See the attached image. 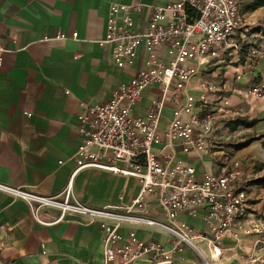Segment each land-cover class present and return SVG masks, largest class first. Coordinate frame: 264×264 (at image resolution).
Here are the masks:
<instances>
[{"label": "crops", "instance_id": "1", "mask_svg": "<svg viewBox=\"0 0 264 264\" xmlns=\"http://www.w3.org/2000/svg\"><path fill=\"white\" fill-rule=\"evenodd\" d=\"M136 1L0 0V37L7 48L0 71L1 185L36 197H57L61 202L73 179V193L82 204L118 212H124L137 196L136 179L95 168L75 174L73 159L80 145L77 127L83 107L109 102L117 87L130 81L143 67L144 51H140L132 67L119 69L112 59V47L99 46L106 37L110 6ZM168 1L159 0L157 4ZM249 2L241 10L244 19V8ZM60 35L66 38H59ZM227 59V65L200 66L188 86L197 101L202 81L218 87L209 97V109L219 110L223 102L220 100H229L227 107L222 106L224 114L217 113L205 152L187 153L179 141L163 149L164 155L194 167L199 175L221 176L237 169L245 174L264 163V149L259 155L255 152L262 148V141L239 150V140L233 138L239 128L233 131L227 126L240 117L258 120L255 126L240 129L257 136L264 133V98L248 95L252 86L264 80V56L251 67L248 60L240 62V56ZM159 100V86L145 89L133 116L145 117ZM173 106L170 99L164 102L161 132L172 119ZM255 173L254 179L245 180L252 206L249 222L254 217L255 229H262L254 236L243 233L237 241L224 243L225 256L231 264H239V256L247 257V253L264 258V200L257 203L259 194H264V185L258 182L264 172ZM60 216L56 208H41L38 218L53 223L42 225L21 197L0 191V264H103L102 222L73 213L58 221ZM150 216L163 219L156 208ZM179 222L207 230L202 210L181 215ZM130 230L141 239L170 244L168 235L161 231L130 225L121 228L123 234ZM137 264H149L148 258L143 257ZM173 264L203 263L192 251L184 249Z\"/></svg>", "mask_w": 264, "mask_h": 264}, {"label": "built area", "instance_id": "2", "mask_svg": "<svg viewBox=\"0 0 264 264\" xmlns=\"http://www.w3.org/2000/svg\"><path fill=\"white\" fill-rule=\"evenodd\" d=\"M151 1L110 6L106 37L99 46L112 47V59L119 69L132 67L140 51L146 57L143 67L117 87L109 102L83 107L77 127L80 145L73 157L75 174L95 168L136 179L137 196L124 212H118L82 204L73 193V179L61 202L57 197H36L1 184L0 191L21 197L42 225L53 224L38 218L40 209L47 207L60 210L58 221L70 213L100 220L103 264H137L143 257L149 264H173L184 249L204 264H221L227 240L237 241L242 233H260L255 227L247 229L252 206L245 182L238 183L240 173L236 170L221 176L199 175L194 167L164 155L163 149L177 141L187 153L207 149L217 113L224 114L222 106L227 107L229 100L221 99L219 110L209 109V97L218 87L202 81L198 103L188 86L200 66L227 65V57H239L246 42L257 44L241 14L243 5L251 0H170L164 5ZM258 47L253 54L260 60L264 50ZM6 52L0 37V71ZM254 63L248 60L250 67ZM152 86L160 87L161 102L145 117L135 118L133 112L143 91ZM248 95L264 98V80L252 86ZM169 99L174 101L173 116L161 132V114ZM154 208L163 219L151 218ZM199 210L204 211L206 232L179 222L181 215H194ZM124 225L161 231L168 235L170 244L141 239L134 230L123 234Z\"/></svg>", "mask_w": 264, "mask_h": 264}, {"label": "rangeland", "instance_id": "3", "mask_svg": "<svg viewBox=\"0 0 264 264\" xmlns=\"http://www.w3.org/2000/svg\"><path fill=\"white\" fill-rule=\"evenodd\" d=\"M259 2H260V0H251L248 3V5L244 8V15H245V24L250 28L251 35H252V37H254L253 39H255L257 45L260 46L264 50V0H263V3H261L260 5H257L254 10H251L249 8L250 6H252L256 3H259ZM257 99H263V98H257ZM211 101H214V100H211ZM233 134H234L233 138L235 139L236 142L239 140V143L244 142L247 138L257 136L256 134H252V133L249 134V132H247L243 129H240V128H239V132H236ZM261 149H264L263 146H262V148H258L255 151L257 155L262 153ZM236 171L240 173L238 183H244L245 180L250 181V180L254 179L253 175L256 174L255 173L256 166H253L252 168H250V171L245 172V174H244V171L242 169H240V170L237 169ZM261 175H262L261 177L264 178V174L262 173ZM244 184H246V182ZM256 190L258 191V189H256ZM263 195L259 194V198H257L258 199L257 203H260L264 200ZM254 219L255 218L253 217L252 220L248 223V225H247L248 230L253 228L254 224L257 223L254 221ZM260 229H262V228L260 227ZM263 232H264V227H263ZM242 234H241V236H242ZM245 234H247V233H245ZM253 234H255V233L252 232L251 234H247V235L251 236ZM241 236H240V238H241ZM262 237H263V235H262ZM262 246L264 247V244ZM246 256L247 257H243L241 255L239 256V264H264V258L262 256L259 258L258 257L256 258L253 255L249 256V253H247ZM199 260H200V262H202L204 264V261H202L200 258H199ZM221 264H231V262H229V258H226L225 252H224V260L222 261Z\"/></svg>", "mask_w": 264, "mask_h": 264}, {"label": "trees", "instance_id": "4", "mask_svg": "<svg viewBox=\"0 0 264 264\" xmlns=\"http://www.w3.org/2000/svg\"><path fill=\"white\" fill-rule=\"evenodd\" d=\"M261 3H263V0H260L259 3H256L252 6H250L249 8L251 10H254L255 7L257 5H260ZM259 50V47L257 44H253V43H248L246 42L244 45H242V48H241V51L239 53V56H240V62H242L243 64L247 61V60H255L256 62L259 61V59H256L253 52ZM258 123V120H249L247 118H238L234 121H229L227 123V126L235 131L237 130L238 128L240 127H243V128H250V127H253L255 126L256 124ZM257 141H262V146L264 148V133L261 134V135H258V136H253V137H250V138H247L244 142L242 143H239L237 144V148H239V150L241 149H244L246 147H249L251 144H253L254 142H257ZM256 172L260 173V172H264V163L262 164H259L256 166ZM258 182H260L262 185H264V178H260L258 180Z\"/></svg>", "mask_w": 264, "mask_h": 264}]
</instances>
